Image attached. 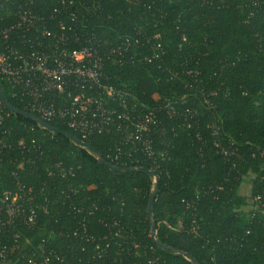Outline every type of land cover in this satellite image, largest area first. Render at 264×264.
<instances>
[{
    "label": "trees",
    "instance_id": "trees-1",
    "mask_svg": "<svg viewBox=\"0 0 264 264\" xmlns=\"http://www.w3.org/2000/svg\"><path fill=\"white\" fill-rule=\"evenodd\" d=\"M70 1L84 39L107 47L134 37L145 53L159 52L153 64L105 62V72L158 109L169 145L152 206L160 246L148 215L154 179L112 173L97 160L109 162L117 134L78 147L2 108L13 161L0 163V193L31 189L36 206L34 225L14 228L19 249L8 264L49 253L55 264H264V210L251 202L264 198V0ZM173 97L177 118L170 119L159 106ZM49 125L80 139L60 121ZM27 155L31 162L18 168ZM56 165L74 175L61 179Z\"/></svg>",
    "mask_w": 264,
    "mask_h": 264
},
{
    "label": "built area",
    "instance_id": "built-area-1",
    "mask_svg": "<svg viewBox=\"0 0 264 264\" xmlns=\"http://www.w3.org/2000/svg\"><path fill=\"white\" fill-rule=\"evenodd\" d=\"M72 6L70 0H40V4L37 0H0V80L29 113L47 124L62 122L81 141L102 133L117 134L118 142L107 155L113 167L136 169L148 164V170L162 172L169 161V145L159 125L158 109L139 100L128 84L111 80L105 72V62L112 66L123 60L153 64L159 52L145 53L134 37H123L107 47L84 39L76 32L79 23ZM175 102L173 97L159 106L170 119L177 118ZM2 108L0 101V126ZM4 133L0 130V163L13 161L6 156L12 147ZM218 149L227 155L222 147ZM30 162L27 155L18 168ZM60 168L54 167L61 179L74 175L72 168ZM251 202L254 209L264 210L263 196L256 195ZM35 210L31 189L16 185L13 192L0 193V264H8L19 249L16 224L34 225ZM72 210L83 211L76 206ZM56 258L49 253L33 257L28 264H55Z\"/></svg>",
    "mask_w": 264,
    "mask_h": 264
},
{
    "label": "water",
    "instance_id": "water-1",
    "mask_svg": "<svg viewBox=\"0 0 264 264\" xmlns=\"http://www.w3.org/2000/svg\"><path fill=\"white\" fill-rule=\"evenodd\" d=\"M0 101L2 104L3 109H5L6 111L16 115V116H20L22 118L28 119L29 121H31L32 123L38 125L39 127L50 131L51 133H55L57 135H60L62 137L68 138L72 141V143L78 147H86L88 148V146L81 141L80 139L76 138L74 135H72L69 132H65V131H60L58 129H56L55 127L44 123L43 121H41L38 117H36L35 115H32L29 112L26 111H22L19 110L18 108L12 106L5 98L1 86H0ZM97 160L98 162L103 165L104 167H106L107 169H109L112 173H120V172H124L126 170H130V171H134V172H143V173H147L148 175H150L153 179H154V189L150 194L149 197V201H148V215L150 217V224H151V239L154 243L157 244L156 240H155V222H154V218L152 215V206H153V202H154V198L156 195V192L158 190V184H159V179L158 176L155 172L150 171L146 168H117V167H113L111 164H109L107 161H105L101 156H97ZM158 246H160L159 244H157ZM165 248V247H163ZM177 253L179 254H183V252L178 251ZM192 264H196L194 260L191 261Z\"/></svg>",
    "mask_w": 264,
    "mask_h": 264
},
{
    "label": "rangeland",
    "instance_id": "rangeland-1",
    "mask_svg": "<svg viewBox=\"0 0 264 264\" xmlns=\"http://www.w3.org/2000/svg\"><path fill=\"white\" fill-rule=\"evenodd\" d=\"M250 177H247L245 178L242 186H241V189H240V194L243 195V196H248L249 195V189H250V180H249ZM251 207L248 206L245 210L247 211L249 208Z\"/></svg>",
    "mask_w": 264,
    "mask_h": 264
}]
</instances>
